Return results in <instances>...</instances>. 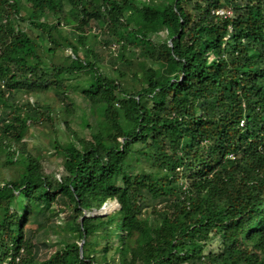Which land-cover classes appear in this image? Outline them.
I'll list each match as a JSON object with an SVG mask.
<instances>
[{
  "label": "trees",
  "instance_id": "1",
  "mask_svg": "<svg viewBox=\"0 0 264 264\" xmlns=\"http://www.w3.org/2000/svg\"><path fill=\"white\" fill-rule=\"evenodd\" d=\"M0 169V264H264V0H0Z\"/></svg>",
  "mask_w": 264,
  "mask_h": 264
},
{
  "label": "rangeland",
  "instance_id": "2",
  "mask_svg": "<svg viewBox=\"0 0 264 264\" xmlns=\"http://www.w3.org/2000/svg\"><path fill=\"white\" fill-rule=\"evenodd\" d=\"M68 6H66V9ZM46 21L49 23L52 21V17L50 14L46 16ZM64 31L66 33H69L70 35L73 33V27L65 26ZM93 31V28L91 29ZM70 53V50L68 48H65L63 50V54L61 53V56L68 55ZM46 55V52H45ZM80 56H82L81 53H79ZM61 58V57H60ZM59 60V59H58ZM61 60H59L60 62ZM110 65H104L103 69H110ZM18 99H25V96L19 94L17 95ZM69 97L71 98V101H73L71 105V110H73L72 113H65V109L63 107L64 101L60 102L61 100L58 98H55L51 92L44 93V94H32L29 95L28 98L36 100L38 102H46L48 105L54 109L55 113L58 112V116L60 120H69L73 116L77 117L80 116L81 113L84 112V102L82 101L81 97L78 96L76 92H72ZM60 126L59 122H56L55 127ZM81 136H84L82 134ZM24 141V147L30 150L34 156H40L41 157V163L43 172L51 177H54L58 175L59 168L61 166L62 160L61 155L53 153V141L54 138H59V141L61 145H66L67 137L64 134L63 130L60 129L56 133L49 130L46 126L44 127H37V128H31L29 129L27 135L25 136ZM3 170L0 169V172ZM0 174H3L0 173ZM5 176V175H2ZM110 212V211H109ZM108 212V213H109ZM54 221L55 218L52 219V224L50 228L45 231L43 234H39L38 240L46 239L49 242L55 241V233H54ZM218 245L213 244L211 245L210 249H215ZM218 248V247H217Z\"/></svg>",
  "mask_w": 264,
  "mask_h": 264
},
{
  "label": "water",
  "instance_id": "3",
  "mask_svg": "<svg viewBox=\"0 0 264 264\" xmlns=\"http://www.w3.org/2000/svg\"><path fill=\"white\" fill-rule=\"evenodd\" d=\"M117 207H118V204L116 201H111L107 204L105 203L99 209L93 210L91 213V216L105 215L109 211H112L113 209H115ZM83 216H86L85 211L83 212Z\"/></svg>",
  "mask_w": 264,
  "mask_h": 264
},
{
  "label": "clouds",
  "instance_id": "4",
  "mask_svg": "<svg viewBox=\"0 0 264 264\" xmlns=\"http://www.w3.org/2000/svg\"><path fill=\"white\" fill-rule=\"evenodd\" d=\"M226 13H227V12H226ZM228 13L230 14L229 11H228ZM216 14H218V15H222V14H224V11L218 10V11L216 12Z\"/></svg>",
  "mask_w": 264,
  "mask_h": 264
}]
</instances>
